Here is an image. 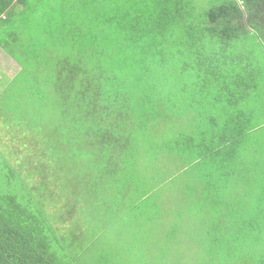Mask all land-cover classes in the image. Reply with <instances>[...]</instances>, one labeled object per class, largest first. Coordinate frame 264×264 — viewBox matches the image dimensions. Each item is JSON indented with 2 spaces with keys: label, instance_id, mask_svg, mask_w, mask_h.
<instances>
[{
  "label": "trees",
  "instance_id": "1",
  "mask_svg": "<svg viewBox=\"0 0 264 264\" xmlns=\"http://www.w3.org/2000/svg\"><path fill=\"white\" fill-rule=\"evenodd\" d=\"M49 1L24 36L0 0V264L93 230L142 264H264V0Z\"/></svg>",
  "mask_w": 264,
  "mask_h": 264
},
{
  "label": "rangeland",
  "instance_id": "2",
  "mask_svg": "<svg viewBox=\"0 0 264 264\" xmlns=\"http://www.w3.org/2000/svg\"><path fill=\"white\" fill-rule=\"evenodd\" d=\"M199 2H202V0ZM57 11H59L57 4H51L49 0H28L26 6L19 11V16L15 18L14 22L24 36H32L36 34V29L50 27L49 23L55 20V18L57 19ZM32 13L35 15L32 16ZM37 19L44 21L51 19V21H42L40 23ZM0 22L1 30L5 28V24H3L2 21ZM18 71V65L0 51V77L6 75L8 78H12ZM24 188V186H21L19 190H23ZM20 193V203L22 205H31L35 211L40 210L41 203L37 195L35 197L33 194L28 195L26 191H20ZM48 200L49 199H46L40 212L47 217H51L49 213L47 214V211L56 210V208ZM58 214L60 213L58 212ZM87 222H83V224ZM83 233V237L78 240H74L72 237L71 239L68 238L63 240L59 238L56 233H52L53 238L57 241L55 245L57 254L62 260L66 261L67 264H142L140 260L135 262L132 258L125 259L123 256H120V254L116 253L117 247H115L116 243L115 246L113 245L115 239L112 230L108 232V237L105 235L103 237H98L95 230L85 231ZM145 263L147 264L146 261Z\"/></svg>",
  "mask_w": 264,
  "mask_h": 264
},
{
  "label": "built area",
  "instance_id": "3",
  "mask_svg": "<svg viewBox=\"0 0 264 264\" xmlns=\"http://www.w3.org/2000/svg\"><path fill=\"white\" fill-rule=\"evenodd\" d=\"M7 16L5 14L0 15V21H5Z\"/></svg>",
  "mask_w": 264,
  "mask_h": 264
},
{
  "label": "crops",
  "instance_id": "4",
  "mask_svg": "<svg viewBox=\"0 0 264 264\" xmlns=\"http://www.w3.org/2000/svg\"><path fill=\"white\" fill-rule=\"evenodd\" d=\"M22 7H21V10L25 7L24 5H21Z\"/></svg>",
  "mask_w": 264,
  "mask_h": 264
}]
</instances>
